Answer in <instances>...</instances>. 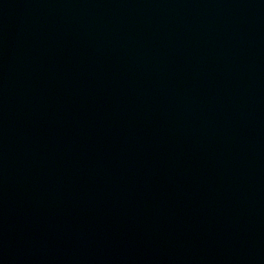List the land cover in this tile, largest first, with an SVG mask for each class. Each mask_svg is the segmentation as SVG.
<instances>
[{
    "label": "water",
    "instance_id": "water-1",
    "mask_svg": "<svg viewBox=\"0 0 264 264\" xmlns=\"http://www.w3.org/2000/svg\"><path fill=\"white\" fill-rule=\"evenodd\" d=\"M0 264H264V0H0Z\"/></svg>",
    "mask_w": 264,
    "mask_h": 264
}]
</instances>
